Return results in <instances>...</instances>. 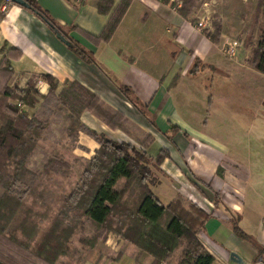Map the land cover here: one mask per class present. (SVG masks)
I'll list each match as a JSON object with an SVG mask.
<instances>
[{
	"label": "crops",
	"instance_id": "obj_1",
	"mask_svg": "<svg viewBox=\"0 0 264 264\" xmlns=\"http://www.w3.org/2000/svg\"><path fill=\"white\" fill-rule=\"evenodd\" d=\"M38 2L59 23L75 24L93 34H98L107 21V16L97 12V0ZM235 2L236 7L243 4L241 0ZM236 7L233 13L224 14L220 19L219 40L212 42L203 31L195 29L201 17L195 10L185 19L176 9L159 0H133L106 44L95 46L78 33H71L94 53L96 64L83 63L41 20L23 7L10 4L7 14L0 10V47L7 43V49L13 46L21 51V55L11 59V66L20 74L22 82L30 75L51 74L58 82V92L66 81L77 80L111 108L123 112L139 135L152 137L143 148L150 157L157 154L148 152L155 143L161 145L160 149L168 150V156L155 168L158 181L150 188L152 191L161 186L169 188L168 202L179 194L186 199L194 198L199 207L211 214L199 237L214 255L216 264H236L231 259L224 260L214 245L224 226L230 227L223 229L224 248L237 252V247L244 242L231 231L232 217L238 218L242 226H250L252 230L249 231L258 235L260 246L264 247V215L256 209V206L264 208V141H214L198 130L207 127L209 115L219 117V120L213 118L215 122L223 121L220 114H224V110L212 106L218 105L213 102L215 81L228 80L231 76L242 79L247 85L249 83L247 104L255 109L254 112L264 106V70H257L249 63L250 49H244L236 39L242 29L243 15ZM192 19L196 20L192 22ZM228 40L237 43L234 58L226 57L221 51ZM2 56L0 54V61ZM106 73L116 82L129 86L147 105L160 131L122 96ZM175 76L177 80L173 84ZM198 76L202 77L201 81ZM36 87L43 95L49 89L43 81ZM259 94L260 99L257 98ZM81 121L87 128L103 132L117 142L136 144L131 137L134 134L109 128L90 111L81 115ZM170 124L180 131L173 135L172 141H167L162 132L167 131ZM76 141L80 147L75 154L84 159L90 158L98 147L95 140L82 131L78 132ZM217 193L218 205L214 202ZM154 194L161 200V194ZM110 244V239H106L99 249H94L93 258V253L90 254V260L79 254L76 263L108 261L106 256L113 255L106 253ZM112 246L119 258L130 252L132 264L137 256V264L152 261L149 254H139L136 247L123 240Z\"/></svg>",
	"mask_w": 264,
	"mask_h": 264
},
{
	"label": "trees",
	"instance_id": "obj_2",
	"mask_svg": "<svg viewBox=\"0 0 264 264\" xmlns=\"http://www.w3.org/2000/svg\"><path fill=\"white\" fill-rule=\"evenodd\" d=\"M23 1L28 5L24 8L26 11L41 20L54 35L59 33L70 42L68 49L83 63L96 64L94 53L71 33H78L95 46L106 44L133 0H97V12L107 16L98 34L75 24L59 23L38 0ZM159 1L171 7L179 3L176 10L185 19L193 12L196 2ZM252 18L260 36L255 39L253 33L246 32L240 42L244 49H250L249 63L257 70H264V0H257ZM213 28V31L203 33L212 42H217L220 23L214 22ZM0 54H3L0 61V186L4 189L0 194V264H65L59 260L67 254L71 237L83 230L86 220L93 225L95 234L81 238L80 242L89 249L104 242L107 234L113 232L136 247L139 254H149L152 257L150 264H169L177 250L180 254L174 264H216L214 255L199 237L211 214L180 194L165 204L150 188L158 181L153 168H157L169 154L166 148H161L155 157H150L143 149L152 138L149 135L145 141L138 139L141 148H137L134 144L117 142L103 132L87 128L81 121V115L91 111L109 128L133 134L132 124L123 112L111 108L79 81H66L57 92L56 78L51 74H39L30 75L20 86V74L13 70L11 59L21 55V51L13 46L7 49V43H3ZM106 75L122 96L155 130L160 131L147 105L134 95L132 89ZM176 80L175 76L173 84ZM39 81L49 85L44 95L36 87ZM37 108L42 109L45 119L34 113ZM61 110L67 112L69 119L64 129L67 140L74 144L78 132L82 131L94 139L98 147L79 168L73 184L66 191L51 195L48 204L42 201L38 209L36 198L43 196L44 190L38 179L70 178L80 161L79 158L70 161L54 152L40 172H32L28 167L35 148L45 138L51 118ZM179 131V127L170 124L162 134L167 141H172L173 135ZM182 133L188 136L186 132ZM23 187L25 189H21ZM214 196L218 205V193ZM27 199H30L29 203ZM230 223L236 236L257 248L253 263H262L260 253L264 247L238 225V218L232 217ZM108 259L119 257L109 256ZM138 259L137 256L134 264L138 263Z\"/></svg>",
	"mask_w": 264,
	"mask_h": 264
},
{
	"label": "rangeland",
	"instance_id": "obj_3",
	"mask_svg": "<svg viewBox=\"0 0 264 264\" xmlns=\"http://www.w3.org/2000/svg\"><path fill=\"white\" fill-rule=\"evenodd\" d=\"M241 1L243 3L242 6L236 7L235 0H196L193 11L195 10L196 14L199 16H202L204 13H209L210 15H212L213 25H212L211 31H213L214 22L220 23V19L224 16V14L230 15L231 13L234 12V9L236 7L237 9L241 10L243 13L242 18H241L242 29L239 33V36L238 34L236 35L237 41L240 42V39L243 38V34L246 32L253 33L255 39H258V37L260 36V31L257 27V24H255L252 18V14L254 12L257 0H241ZM204 3H210V4L204 5ZM207 8L209 10H207ZM192 13L190 15H192ZM262 22L264 23V21ZM191 69H193V67ZM201 80H202V77L198 76V81H201ZM1 83H2V80H0V84ZM24 83L25 81L22 82L19 77V85L23 86ZM213 84L215 88L214 91L216 93V98L213 99V102L218 103V105L212 104V106L213 107L220 106L221 110H224V114H220V117L223 119V121L220 119V122L222 123H218V121L215 122L213 118H217V120H219V117L217 115L216 116L213 115L212 117L209 115L210 122L207 125V127L205 129H202V130L198 129V130L200 132L203 131L206 134H208L210 138L214 139V141H264V106L263 108H259L258 110H256V112H254L255 109L247 104V99H248L247 93L249 90L248 89L249 83L247 85V83L244 82L242 79H239L235 76H231L230 79L228 80L223 79L217 82L215 81ZM260 97H261V94L257 96L258 99H260ZM230 109L232 110V113H230ZM30 112H32V110ZM34 113L38 115L41 119H45L46 115L43 113L41 108H37L36 110H34ZM68 123H69V119H68L67 112L65 110H61L60 112H58V114L52 117L50 120V125L46 131L44 140H41L39 142V144L34 150V153L32 154V156L30 157L28 161L29 169L32 172L38 173L42 170V167L45 161L48 159L51 153H54V152L60 153L66 159L70 161H72L75 158L80 159V161L76 163L75 165V168H74L75 173L70 178L57 176L54 178L53 177L52 178H47V177L42 178L41 177L38 179L37 182L44 189L43 196L36 198V208L38 209L42 201L48 204L49 202H51L50 201L51 195L58 193V192L66 191L70 187V185L73 184V182L78 177L79 168L82 166V164L86 160L82 158L81 156L75 154V151L77 150V147L79 146L77 141L74 144H72L71 142L67 140V138L64 135V129L66 128ZM131 129L134 134V136H131L132 139L135 140L134 142H136L137 145L138 144L141 145V143L137 140L142 139L145 141L146 136L139 135V132L136 131L137 129L133 126H131ZM136 144L135 146L137 147ZM160 146H161L160 144L155 143L153 146L150 147L148 152L151 154H156L159 151ZM153 172L155 173L154 168H153ZM21 189H25V187ZM168 189L169 188L161 186L160 188H155L153 191L156 194H161L160 197H161L162 202L167 203L168 202L167 193L170 190ZM3 192H4V189L2 188V186H0V194H2ZM186 200L192 203H194L193 201H195L196 203L194 204H196L199 207L198 202L194 198H189ZM26 202L29 203L30 199H27ZM256 209L258 212L264 215L263 206H256ZM238 225L243 230H245L248 234H250L258 244H260L258 235L255 233H251V231H249V230H252L250 229L251 228L250 226L243 225L244 228L245 226L247 228V229H244L243 226L239 224V222H238ZM223 229L225 230L230 229V227L224 226ZM223 229H221L220 235L218 236L217 241L216 242L213 241V242H214V245H216V248H217L216 250L224 258V260L230 261V253L232 251H228L226 248H224V245L222 242L223 241L222 236L225 233V231ZM94 234H95V229L93 225L88 220H86L83 230L77 231L71 237L70 242H69V251L67 252L65 256L60 258L59 260L60 263H65V264L76 263V257L81 253L83 256L87 258V260H90L89 258L90 254L93 253L91 255L93 258V255L96 253L94 252V249H97V248L99 249L98 246L100 245L101 247V243H104L105 241L99 243L95 248L89 249L88 247L83 246L81 244L80 239L83 237H91ZM106 239H110V243L112 245L116 241L122 240L120 237H118L113 232H109L106 236ZM243 241L244 242H241L240 245L237 247L238 251L236 253L239 256H241L245 262L254 264L253 262H254L255 257L257 256L258 250L254 248V246L250 244L248 241L246 240H243ZM111 244L109 246V249L106 248L107 249L106 253L113 254L109 256L114 257L115 252L113 251L115 250L113 249V246ZM75 252H76V255H75ZM11 253H14V251ZM178 255H179V250L175 252L169 264H174L177 260ZM109 256H106V257L108 258ZM101 257L102 256H100V258ZM130 257H131L130 252H128V256L125 255L124 257L116 259V260L109 259L108 261H104L102 264H132L133 261L131 260ZM260 257L263 258V262L261 264H264V250L261 251Z\"/></svg>",
	"mask_w": 264,
	"mask_h": 264
},
{
	"label": "built area",
	"instance_id": "obj_4",
	"mask_svg": "<svg viewBox=\"0 0 264 264\" xmlns=\"http://www.w3.org/2000/svg\"><path fill=\"white\" fill-rule=\"evenodd\" d=\"M12 4V2L10 0H2L0 3V10L1 12H3V14H7L8 13V7L9 5ZM207 3H204V5H206ZM179 7V3H177V5L175 7H173L174 9H177ZM213 19H212V15H210L209 13H204L199 20L196 22L195 29L197 31H211L212 25H213ZM222 53L228 57V58H234L237 52V43L234 40H228L225 41L222 45L221 48ZM194 203H196L195 201H193Z\"/></svg>",
	"mask_w": 264,
	"mask_h": 264
},
{
	"label": "water",
	"instance_id": "obj_5",
	"mask_svg": "<svg viewBox=\"0 0 264 264\" xmlns=\"http://www.w3.org/2000/svg\"><path fill=\"white\" fill-rule=\"evenodd\" d=\"M12 3L19 5L23 8H27L28 5L25 1L23 0H10ZM56 38L61 41L64 45L69 46L70 42L68 40H66L63 36H61L59 33L55 34ZM230 259L235 262L236 264H250L248 262H245L241 256H239L236 252L232 251L230 253ZM255 264H261V262L259 263H255Z\"/></svg>",
	"mask_w": 264,
	"mask_h": 264
}]
</instances>
